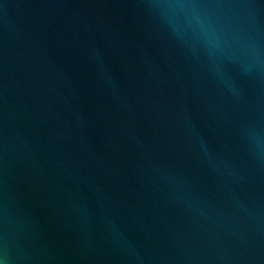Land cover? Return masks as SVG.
Instances as JSON below:
<instances>
[{
  "label": "water",
  "instance_id": "water-1",
  "mask_svg": "<svg viewBox=\"0 0 264 264\" xmlns=\"http://www.w3.org/2000/svg\"><path fill=\"white\" fill-rule=\"evenodd\" d=\"M0 264H264V0H0Z\"/></svg>",
  "mask_w": 264,
  "mask_h": 264
}]
</instances>
